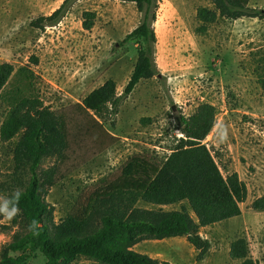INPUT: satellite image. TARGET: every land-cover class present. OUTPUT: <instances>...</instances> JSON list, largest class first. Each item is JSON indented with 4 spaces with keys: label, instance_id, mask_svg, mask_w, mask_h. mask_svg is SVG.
I'll return each mask as SVG.
<instances>
[{
    "label": "rangeland",
    "instance_id": "obj_1",
    "mask_svg": "<svg viewBox=\"0 0 264 264\" xmlns=\"http://www.w3.org/2000/svg\"><path fill=\"white\" fill-rule=\"evenodd\" d=\"M65 1L0 0V65L15 67L0 94V130L25 99L43 101L69 124L66 160L44 164L45 169L58 167L57 184L46 199L56 222L118 179L131 158L142 156L163 164L185 139L179 118L210 104L217 109V120L204 144L225 177L237 173L246 183L248 199L241 205L242 215L201 231L211 245L201 262L185 238L146 241L136 252L171 264H243L233 260L230 251L234 242L244 239L250 258L264 264V213L252 208L264 196V19L219 18L206 35H199L198 11L214 9L212 0H161L154 25L160 77L141 82L117 117L100 121L83 110V102L109 80L123 94L138 59V45L123 42L142 16L134 3L125 0H75L58 25L45 29L33 25ZM249 7L264 12V0H250ZM87 12L95 14L91 31L83 27ZM19 139L10 143L0 139V206L9 201L5 183L15 169ZM182 207L193 215L187 202L166 207L137 204L152 211ZM17 214L9 218L0 212V256L20 231ZM12 256L23 257V264H47L33 246Z\"/></svg>",
    "mask_w": 264,
    "mask_h": 264
},
{
    "label": "trees",
    "instance_id": "obj_2",
    "mask_svg": "<svg viewBox=\"0 0 264 264\" xmlns=\"http://www.w3.org/2000/svg\"><path fill=\"white\" fill-rule=\"evenodd\" d=\"M75 0H66L49 17L33 23L45 29L58 25ZM134 3L142 19L123 44L138 45V59L130 81L122 95L114 80L93 91L82 108L100 121L117 117L123 103L144 81L160 77L156 64L155 31L161 0H125ZM214 9L198 11L200 26L196 33L206 35L219 18L238 21L243 18L264 19V12L249 7L250 0H212ZM83 27L91 31L95 14H84ZM15 72L12 64L0 65V94ZM264 87V82H263ZM217 109L201 105L190 117L179 118L184 135L163 164L142 156L131 158L121 176L96 191L86 202L60 223L47 203L49 190L56 186L58 167L47 169V161L64 162L70 148V130L66 117L53 111L38 99L23 100L3 123L0 139L10 143L20 138L14 152L15 169L6 184L12 210L14 193H21L15 204L16 222L20 231L1 252L0 264H23L13 253L33 246L47 259V264H76L88 260L93 264H171L152 259L133 249L146 241L185 238L198 251V261L205 259L210 242L201 236L211 227L242 215L241 205L248 199V188L237 173L225 177L209 148L204 144L216 126ZM98 124H100L98 122ZM100 126H102L100 124ZM139 202L166 207L187 202L188 208L159 211L137 208ZM253 210L264 213V196L252 204ZM233 260L255 264L250 258L248 243L237 240L230 251Z\"/></svg>",
    "mask_w": 264,
    "mask_h": 264
},
{
    "label": "clouds",
    "instance_id": "obj_3",
    "mask_svg": "<svg viewBox=\"0 0 264 264\" xmlns=\"http://www.w3.org/2000/svg\"><path fill=\"white\" fill-rule=\"evenodd\" d=\"M21 193L19 191H16L14 193V197H13V201H12V211L9 212V207L10 204L7 201V203L3 204L2 206H0V212H3L5 214H7L9 216V218H11V215L15 213V204L18 203L19 199H20Z\"/></svg>",
    "mask_w": 264,
    "mask_h": 264
},
{
    "label": "crops",
    "instance_id": "obj_4",
    "mask_svg": "<svg viewBox=\"0 0 264 264\" xmlns=\"http://www.w3.org/2000/svg\"><path fill=\"white\" fill-rule=\"evenodd\" d=\"M207 228H209V227H207ZM207 228H204V229H202V230H205V229H207ZM140 245V244H139ZM136 248H137V246L133 249L135 252H136Z\"/></svg>",
    "mask_w": 264,
    "mask_h": 264
}]
</instances>
